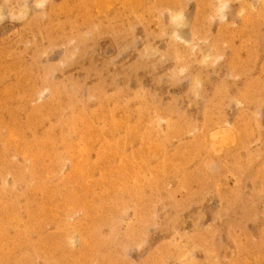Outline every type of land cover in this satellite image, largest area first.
I'll return each instance as SVG.
<instances>
[{
  "label": "rangeland",
  "instance_id": "obj_1",
  "mask_svg": "<svg viewBox=\"0 0 264 264\" xmlns=\"http://www.w3.org/2000/svg\"><path fill=\"white\" fill-rule=\"evenodd\" d=\"M0 264H264V0H0Z\"/></svg>",
  "mask_w": 264,
  "mask_h": 264
},
{
  "label": "bare ground",
  "instance_id": "obj_2",
  "mask_svg": "<svg viewBox=\"0 0 264 264\" xmlns=\"http://www.w3.org/2000/svg\"><path fill=\"white\" fill-rule=\"evenodd\" d=\"M176 23H177V24H179V23H180V20H179V19H177Z\"/></svg>",
  "mask_w": 264,
  "mask_h": 264
}]
</instances>
